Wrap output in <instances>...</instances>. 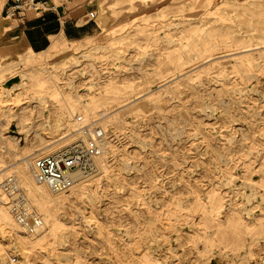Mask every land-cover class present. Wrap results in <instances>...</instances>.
Instances as JSON below:
<instances>
[{"label":"rangeland","instance_id":"obj_1","mask_svg":"<svg viewBox=\"0 0 264 264\" xmlns=\"http://www.w3.org/2000/svg\"><path fill=\"white\" fill-rule=\"evenodd\" d=\"M92 2L91 34L46 60L55 71L75 61L60 76L73 77L81 91L91 81L93 95L84 98L95 97L101 114L110 113L88 180L97 199L69 189L53 231L49 221L48 231L31 236L17 229L27 242L19 264H264V0ZM102 14L111 27L100 24ZM20 54L3 56L0 82L41 61L26 64ZM33 92L24 94L36 106ZM69 103L50 100L42 117L52 125L60 111L77 114L78 104ZM8 127L16 133L15 121ZM49 131L16 133L15 149L0 142V155L10 163L16 151L48 149L44 154L81 140L66 144L67 135L46 146L44 139L59 136ZM12 168L7 175L17 176L37 208ZM74 205L86 217L91 211L103 231L90 230ZM231 218L242 223L237 230L227 226ZM8 236L0 264H13L7 253L18 260Z\"/></svg>","mask_w":264,"mask_h":264},{"label":"bare ground","instance_id":"obj_2","mask_svg":"<svg viewBox=\"0 0 264 264\" xmlns=\"http://www.w3.org/2000/svg\"><path fill=\"white\" fill-rule=\"evenodd\" d=\"M105 7L107 6L101 8L103 12L105 10ZM6 19L7 18L1 19V22L4 25H7L5 21ZM100 24L111 27L110 20L104 14L101 15ZM77 41L78 38L68 39L64 36V34L57 33L51 36L50 43L44 49L33 50L32 48L28 47L27 49L20 52L21 61L23 63L27 64L30 61H38L37 59L39 57L41 61L38 63H30V67H26L25 69H16V71L12 72L10 75H7V77L0 82V142H3L2 146H6L10 151H13L17 146V140L19 138L16 133L27 134L31 131H34V133L36 134L40 132H43L45 134L50 133L49 130H51L52 127H54V131L58 132L51 137L57 135L59 136L51 141L50 138L44 139V141L49 140L47 141V143H45L46 146H49L53 141L58 140L59 138H63L67 135H70L71 137L70 141L66 144L77 141L80 138L81 140L78 141L79 143L84 141L86 142L88 137L95 138L96 140V133L92 129V126L96 123L99 124L103 130H105V125H107L106 122L111 117L109 115L110 113L107 112V114L105 112L101 114V110H98L99 104L96 100H94L95 97H90V99H88L84 98L83 95H93L91 89L92 82L87 80L84 85V91H81L82 89H77L76 86L71 82L73 77L66 74L64 76H60V73H65V67H70L74 64L75 61L70 62L66 65H63L62 63V66L59 68V70L55 71L52 68L55 67V63L47 62L46 60V57L51 53L66 49L67 51L71 50L72 47L77 43ZM22 53H24V56H22ZM73 55L74 54L69 55L68 58ZM20 57L17 59V62L19 61ZM235 57V60H242L243 58H245V56ZM6 68L7 66L3 64L0 65V77L4 76L3 74ZM64 77L66 78L63 79ZM31 89L32 91H34L31 96L34 97L38 102L36 106H32L29 102L30 99L27 95L24 94V92H27ZM14 91L16 92L14 93ZM47 95L52 96L50 100L61 102L70 101L71 103H69V105L72 107V109H75L76 104H78L76 107L78 113L73 115L69 114L68 112L65 113L60 111L56 114L54 123L51 125V121L48 117H42L43 114L49 111L50 100L47 98ZM36 112L38 115H40V117H42L39 123L34 120ZM90 113H92V116H89ZM67 114L70 115L71 118H68ZM82 115H84L85 119L82 118ZM93 116L94 118L90 119V117ZM10 121H15L16 123L17 128L15 134L9 132L8 130V124ZM85 124L88 126L87 130L83 129V125ZM37 128H40V130H38ZM104 135L101 133V135L98 136H101L97 140L100 148L103 146V143H105L106 140V137H104ZM53 146L54 145L48 148H52ZM46 150H35L27 153H25L26 150L22 152H13L12 154L14 160L10 163L6 162L3 156L0 155L2 157L0 158V166L2 169H4H0V177L3 176V178L0 180V249L4 246L3 237H5L6 235H10L8 236V238L11 240V249L16 254L18 253V257H16V259L18 260L13 259L10 254L8 255V253L7 256L4 255L3 257L6 258V261H10L13 264H19V258H22V260H24L25 255L27 256V252L25 251L27 242L25 241V239H23L26 236H19V233L16 232L17 229H20L25 232L26 235L31 236L35 233H40L48 228L47 222L49 221V223H51L50 230L53 231L54 227L59 222H61L60 220H58L59 215L63 213L62 211L65 210V208L68 206V198L63 195L64 192L54 191L49 187L47 183L39 182L35 178V158L37 156L50 154L56 151L54 148L49 153L43 154V152ZM96 155L93 156V159L90 162L92 166L91 171L75 169L72 172L73 184L71 185L70 189L74 190L73 196H75L76 198H91L93 200L97 199L96 196L98 195V191L95 190V188H91V183H89L88 181L94 175V173H92L93 169H95V172L97 170V168H95ZM12 167H16L18 169L22 183L38 202L39 206L37 208L34 207L37 210V218L40 219L38 225H26L22 223L21 221L23 220L21 219V217L16 214L14 215L9 205L7 206V208L4 205V202L6 201L2 192V187H4L6 178L8 176H14L15 182L19 185L16 175H7L6 173L8 171H11L13 169ZM50 194H53V196H51ZM30 199L31 201H33L32 198ZM30 199L28 200V202L30 201ZM73 207L78 212V216L86 220L90 230L97 231L98 233H101V231H103L101 224L99 223L100 221L95 218L91 211L86 212V214H88L86 217V215L83 213V210L80 209L79 206L74 205ZM241 224L242 223L236 222V220L232 218L227 220V226L233 227V230H237ZM48 230L49 228L47 229V231ZM3 233L5 235H3ZM45 233L46 231L42 235H44ZM145 261L151 263V261H156V259H154V257L152 256H147Z\"/></svg>","mask_w":264,"mask_h":264},{"label":"built area","instance_id":"obj_3","mask_svg":"<svg viewBox=\"0 0 264 264\" xmlns=\"http://www.w3.org/2000/svg\"><path fill=\"white\" fill-rule=\"evenodd\" d=\"M67 0H6L3 13L11 18L23 19L29 13L43 16L45 12H53L58 19L65 14V3ZM95 11L91 10L83 15L84 23L94 19ZM80 120V119H79ZM83 129L87 130L88 126L83 125ZM96 133L95 138H89L86 142L77 143L75 145H67L66 147L46 155L37 156L34 160V175L39 182L47 183L49 187L57 192H66L73 184L72 172L75 169L87 171L91 166L90 162L93 156L98 154L101 148L98 144V137L101 133H105L99 124L92 126ZM103 131H102V130ZM85 132V131H84ZM2 192L7 205L10 206L14 215H19L22 223L39 224L40 219L34 206L28 202V196L18 183L15 182L14 176H8L5 180ZM28 199V200H27ZM31 218V220H30Z\"/></svg>","mask_w":264,"mask_h":264},{"label":"crops","instance_id":"obj_4","mask_svg":"<svg viewBox=\"0 0 264 264\" xmlns=\"http://www.w3.org/2000/svg\"><path fill=\"white\" fill-rule=\"evenodd\" d=\"M93 0H67L65 3V14L58 19L53 12H45L43 16L27 14L23 19L11 18L4 15L3 7L6 0H0V60L5 56L12 58L17 52L27 49L42 50L48 46L51 36L62 33L66 37L77 38L81 34H91L93 23H80L79 17L91 10ZM114 1L106 2L105 6L113 4ZM11 18L10 24L4 25L1 19Z\"/></svg>","mask_w":264,"mask_h":264}]
</instances>
